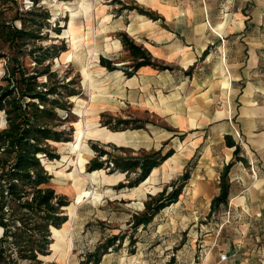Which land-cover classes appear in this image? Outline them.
I'll list each match as a JSON object with an SVG mask.
<instances>
[{"label": "rangeland", "instance_id": "rangeland-1", "mask_svg": "<svg viewBox=\"0 0 264 264\" xmlns=\"http://www.w3.org/2000/svg\"><path fill=\"white\" fill-rule=\"evenodd\" d=\"M84 2L88 12L83 10V6L81 9V0H7L5 4L0 3V10H4V15L8 19L15 16L17 10L25 12L37 8L39 11L45 10L49 13L47 23L42 28V37L29 41L24 46L25 50L34 46L49 47L51 48L49 57L42 65H37L30 54L22 58V61L30 68L35 65L41 68L49 64L51 72L55 73L53 82L60 79L67 82L73 78L75 82L72 87L78 91L76 95L68 97L72 105L69 118L59 126V129L66 128L68 132H72L69 134L70 139L52 142L58 157L50 159L40 154L44 165L52 174L51 185L58 193L65 194L70 201L64 207V213L68 215V219L59 229H65L72 219L69 227L68 249L55 252L51 243L57 239V235L55 227H52L50 253L44 257L40 255L41 264H192L194 260L205 259L206 253L216 256L225 250L232 256L229 264H264V187L262 188V182L259 185L260 179L263 181L264 178V156L262 157L258 152L253 153L254 150L250 144L252 139L248 141L244 139L241 131L233 135L234 139L242 144L238 155L234 153L235 148L228 149L226 143L219 142L221 138L219 134L214 135L212 132L211 138L207 140V143H213L214 151H217L224 161L221 172L229 162H233L229 172L231 171L232 176L236 177L234 182L236 185L230 190L229 202L216 208L211 206L212 193L201 191L206 171L203 168L199 175H195L193 168H190L194 163L178 168L167 178L165 172L169 170L170 164L165 167V159L151 170L148 175L150 180L142 186L143 181L138 184L133 182L136 180L139 169L128 171L114 169L113 163L111 167H108L107 163L102 167L108 179H104L103 175L96 181L88 177V173L92 172L88 169V162L99 156L100 148L107 150L110 155L112 154L111 156H140L145 152L162 148L163 154L174 151V158L182 162L185 161L192 136L197 133L190 136L173 124L172 116L157 114L151 109L141 107L138 102L115 96L117 94L115 91L120 93V89L117 90V77L112 76L118 74L121 78L127 77L128 70L134 69L133 60L130 51L123 46L119 38L118 32L126 30L116 32L120 39V43L117 42L118 38L102 33L106 28L102 26L101 16L105 15L106 10L109 9L118 12L124 9L136 10L142 13L137 9H131V5L135 4L143 8L145 6L138 0H85ZM145 9L151 11L149 8ZM74 10L79 11L72 16ZM147 16L151 17V15ZM25 17L28 19L29 15L25 14ZM73 18L78 29L68 32ZM15 24L20 27L22 21L16 19ZM129 31L131 32H128L129 35L137 42L131 27ZM263 34L264 28L253 30L250 35L262 37ZM261 41L264 44V38ZM93 47L96 52L90 60ZM238 49V47L233 49L237 55ZM247 49L245 46L241 49L243 58L247 54ZM261 51L264 55V45L261 46ZM12 52L14 49L9 48V45L0 38V53L10 56ZM101 56L113 57L116 68L110 70L106 67L102 70ZM6 63L7 57L0 58V79L6 71ZM160 64L170 66L165 69L171 70L174 67L168 63L160 62ZM84 65L90 66L91 75L96 82L93 88L91 80L88 79L84 83ZM260 78L264 79V76ZM46 79L45 74L39 77L40 82ZM99 95L106 98L112 96L114 100L110 110L100 111L97 115V109L94 106L91 111H86L85 115L109 130L116 132L132 130L136 137L133 143L127 145H119L112 141L104 142L98 138L87 139L85 143L88 149L85 150L87 158L82 160L83 170H81L80 166L76 168L72 162V159L76 160V155L70 142L76 140V122L83 116L80 105L83 103L95 105ZM209 101L214 102L215 107L221 105L213 97ZM149 108H153V105H149ZM228 111L227 107L223 110L218 109L217 116H224ZM58 115L66 117L67 110L58 109ZM117 119H129L130 122L127 125L121 123L119 127L113 128L112 125L116 124ZM108 120H112V125L105 124ZM143 122V128H135ZM196 123L195 120L194 125ZM219 125L220 123L216 122L212 124L211 127L216 128L215 133L219 131ZM4 126H6L5 113L0 111V128ZM180 142L183 148L180 147ZM241 156L248 158V162L241 161ZM107 157V154H104L101 159L105 160ZM47 163L50 167L46 165ZM186 170L190 172L192 179L190 178L184 185L178 201L162 208V211L146 226L141 225L135 229L131 221L137 213L143 212L146 201L151 199V195H157L165 187L168 191L171 190V185L179 183L181 174ZM60 171L64 172L60 174ZM229 179L231 183V175ZM237 180L240 182L237 183ZM78 186H82L80 192L77 190ZM96 190L102 196L100 199L93 196ZM235 195L240 196L238 201L233 200ZM1 230L2 228L0 235ZM114 235L126 237L121 241L118 239L115 246L109 247L99 263L94 260L88 261L87 254L94 252L98 244ZM131 236H134L135 244L130 242ZM60 254H65V257L61 258ZM207 256V260L213 258L209 259Z\"/></svg>", "mask_w": 264, "mask_h": 264}, {"label": "crops", "instance_id": "crops-1", "mask_svg": "<svg viewBox=\"0 0 264 264\" xmlns=\"http://www.w3.org/2000/svg\"><path fill=\"white\" fill-rule=\"evenodd\" d=\"M138 1L157 18L136 10L118 12L109 9L101 16L102 26L106 28L102 33L118 38L117 31L125 29L130 32L131 27L137 42L143 44L154 59L174 67L163 70L153 65H142L127 77L121 78L116 74L112 77H117L120 93L115 91V96L138 102L141 107L157 114L172 116L173 124L190 136L197 133L188 144L181 168L194 163L190 168L195 175L204 168L206 175L201 191L212 193L214 198L220 190L224 161L214 151L213 143H207L212 132L221 135L219 142L225 143L226 134L233 136L241 131L244 139L255 142H250L253 153L264 156V79L260 78L264 76L261 51L264 34L262 37L250 35L253 30L264 28L263 0ZM117 42L120 43L119 38ZM244 46L248 48L245 58L241 52ZM237 47L238 55L233 50ZM102 67V70L106 69ZM225 73L231 80L228 88L221 84ZM212 97L221 105L215 107L214 102L209 101ZM108 98L99 95L95 100L97 115L100 111L110 110L114 99L112 96ZM225 107L228 113L218 117V109ZM191 116L195 117L196 125L190 123ZM214 122L220 123L216 133V128L211 127ZM235 141L239 143L237 139ZM229 175L232 190L236 177L231 171ZM263 181L260 179L259 182V185L262 182V188ZM223 252L229 256L228 260H220ZM207 255L205 259L201 258L208 264H229L232 259L226 250L216 256L212 254L210 260L206 259Z\"/></svg>", "mask_w": 264, "mask_h": 264}, {"label": "trees", "instance_id": "trees-1", "mask_svg": "<svg viewBox=\"0 0 264 264\" xmlns=\"http://www.w3.org/2000/svg\"><path fill=\"white\" fill-rule=\"evenodd\" d=\"M6 2L7 0H0L1 4ZM131 9L157 18V15L139 5L133 4ZM25 14L29 15L28 19ZM48 18L47 11H39L37 8L25 12L17 10L16 15L9 19L4 15V10H0V38L9 48L14 49L10 56L0 53V58L7 57L6 71L0 79V111H4L6 118V126L0 128V264H41L40 255L46 256L50 253L52 227L59 228L68 219L64 207L70 201L65 194L58 193L51 185L52 174L44 165L40 154L54 159L58 154L52 142L70 139L69 134L72 132H68L66 128L59 129V126L69 118L72 105L68 97L76 95L78 91L72 87L75 82L73 78L67 82L64 79L53 82L55 73L51 72L49 64L41 68L36 65L30 68L22 61V58L30 54L37 65H42L49 57V47L34 46L29 50L24 49L27 42L42 37V28ZM16 19L22 21L20 27L15 24ZM118 33L123 46L131 53L134 71L142 65L170 68L155 60L151 52L143 44H138L128 32L123 30ZM100 64L110 70L117 66L113 59L104 56L100 57ZM133 70H128V74H133ZM44 74L47 79L40 82L39 77ZM61 108L67 110L66 117L58 115V109ZM111 121H105V124L110 126ZM129 122V119H117L112 127L117 128L121 123L127 125ZM143 126L144 122L135 128ZM225 143L235 147L236 155L240 153L242 144L236 142L231 134L225 135ZM98 150L99 156L88 162L89 171L102 168L105 163L109 167L113 163L114 169H139L136 180L133 181L135 184L144 181L154 167L174 153L168 151L163 154L160 148L140 156H111L105 149ZM104 154L108 157L102 160L101 156ZM240 158L241 161L248 162V158ZM232 165L233 162H229L220 174V193L213 198L212 208L229 201L228 172ZM190 178V172L186 170L181 174L179 183L171 185V190L168 191L165 187L157 195H151L143 212L134 216L132 226L135 229L141 225L146 226L162 208L178 201L184 185ZM125 237L114 235L98 244L94 252L87 254L88 261L99 263L108 248L115 246L118 239L121 241ZM130 242L135 244L134 236H131Z\"/></svg>", "mask_w": 264, "mask_h": 264}, {"label": "bare ground", "instance_id": "bare-ground-1", "mask_svg": "<svg viewBox=\"0 0 264 264\" xmlns=\"http://www.w3.org/2000/svg\"><path fill=\"white\" fill-rule=\"evenodd\" d=\"M85 0H81V9L82 6L84 7V11L88 12L86 7V3L84 2ZM90 5V4H89ZM79 11V10H78ZM77 10H74L72 13V16H74L77 12ZM82 12V11H81ZM78 14V13H77ZM78 29L77 24L75 23L74 18L72 19V21L70 22V28L67 30L68 32H74V30ZM94 52H96L95 47L91 48V55H90V60L93 57ZM97 55H95L96 57ZM91 63V61H90ZM83 73H84V83H86V81L89 79L92 82V88L95 87L96 82L94 81L92 75H91V70H90V66H83ZM230 78H229V74L225 73L222 77V81L221 84L223 87L228 88L229 84H230ZM95 96V94L93 95ZM94 103H90L89 105H86L85 103L81 104V111H82V115L79 120L76 122V140L73 142H70V145L72 148L75 149V155H76V160L72 159L73 164L76 166V168H78V166H80L81 170H83V166H82V160L87 158L86 155V151L88 150L85 147V143L87 141V139L89 138H98L104 142H115L116 144L119 145H127L129 143H133L135 141V137L136 135L134 133H132V130H125V131H120V132H116L115 130H109L107 127L103 126V125H99L97 124V122L93 119H91L90 117H87L85 115L86 111H91L94 107ZM80 111V112H81ZM183 120H186L185 118H183L182 116H180ZM190 123L195 124V117L191 116L189 118ZM180 147L183 148V144L182 142L179 143ZM165 163V167L167 165L170 164L169 166V170H167V172H165V176L167 178L170 177V175L177 171L178 168H181V161L178 160L177 158L175 159L174 156L168 157ZM171 161H173V163L171 164ZM48 165V167H50V164H46ZM155 169V168H154ZM64 171H60L59 173H63ZM103 175L104 179H108L107 177V173L103 168L100 169H96L95 171L89 172L88 173V177H90V179L96 181L99 179L100 176ZM119 177V176H117ZM102 178V177H101ZM116 178V177H115ZM150 180L149 176L146 177V179L141 183L142 185H145V183H147ZM82 189V186H78L77 190L80 192V190ZM112 191V190H110ZM93 196H95L96 199H100L102 196L101 194L96 190V192L93 193ZM240 196H236L233 198V200L238 201ZM72 211V210H71ZM73 214V212H72ZM71 220L69 221L68 226L65 229L62 228H54V230L56 231V235H57V239L55 241H53L51 243V246L53 247V249L55 250V252H59L60 250L64 249L67 250L68 249V245H69V238H70V225H71ZM1 229V227H0ZM42 257H44V255H41ZM61 258L65 257V254H60ZM209 259L212 258L211 254H209L207 256Z\"/></svg>", "mask_w": 264, "mask_h": 264}, {"label": "built area", "instance_id": "built-area-1", "mask_svg": "<svg viewBox=\"0 0 264 264\" xmlns=\"http://www.w3.org/2000/svg\"><path fill=\"white\" fill-rule=\"evenodd\" d=\"M228 258H229V256L227 255L226 252H223L220 254V260L221 261L228 260ZM193 264H208V263H206L204 259H199V260H196Z\"/></svg>", "mask_w": 264, "mask_h": 264}]
</instances>
